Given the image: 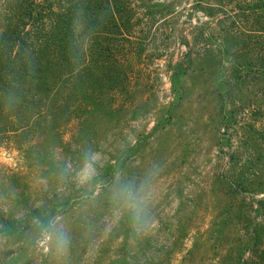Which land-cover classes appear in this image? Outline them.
Returning a JSON list of instances; mask_svg holds the SVG:
<instances>
[{"label": "rangeland", "instance_id": "1", "mask_svg": "<svg viewBox=\"0 0 264 264\" xmlns=\"http://www.w3.org/2000/svg\"><path fill=\"white\" fill-rule=\"evenodd\" d=\"M170 2L173 64L188 53L181 40L212 35L188 72L165 74L160 46L146 47L122 60L128 80L110 101L96 106L80 86L57 109L51 91L28 132L0 136V264H264V214L241 206L264 197V78L238 80L242 57L220 39L226 4L209 0L210 18L198 0L156 1ZM247 21L264 22V9ZM93 153L96 173L81 184ZM243 160L255 162L252 182L232 195ZM137 195L148 219L139 232Z\"/></svg>", "mask_w": 264, "mask_h": 264}, {"label": "trees", "instance_id": "2", "mask_svg": "<svg viewBox=\"0 0 264 264\" xmlns=\"http://www.w3.org/2000/svg\"><path fill=\"white\" fill-rule=\"evenodd\" d=\"M156 1L0 0V136L13 138L28 132L37 119L28 114L45 106L44 94L51 91L58 94L57 109L80 86L91 97L97 96L96 106L110 101L128 80L122 60L129 56L133 62L134 56L140 57L146 47L160 46L157 59H166L165 74L172 69L188 72L195 59L200 60L198 57L207 51L212 35L203 33L181 40L188 53L173 64L170 46L178 38L170 26L179 12L173 2ZM198 1L201 11L214 17L215 6L209 0ZM218 1L229 7L221 23L220 39L235 45L226 50L228 56L242 57L241 63H235L236 75L242 71L238 80L264 78V22L250 26L247 21L264 9V0ZM195 49L198 55L193 54ZM227 161L234 162L232 157ZM254 164L252 160L238 164L241 171L234 176L232 195L247 194L244 187L252 180L246 176ZM248 200L252 204L248 205ZM263 205L264 197L257 201L247 198L241 203L251 209L257 206L259 214H264ZM251 253L256 255L258 249L254 247ZM253 263L252 258L237 261Z\"/></svg>", "mask_w": 264, "mask_h": 264}, {"label": "clouds", "instance_id": "3", "mask_svg": "<svg viewBox=\"0 0 264 264\" xmlns=\"http://www.w3.org/2000/svg\"><path fill=\"white\" fill-rule=\"evenodd\" d=\"M99 160V154L93 153L86 155L83 166L80 171L77 173V179L81 184L89 182L96 173L95 164ZM143 190V186H141L140 191ZM130 210L134 214L135 218V227L139 232L140 230L146 228L148 226V219L145 214V201L142 196L137 195L132 203L128 205ZM58 243L61 248L65 245V239L63 234H59L57 237Z\"/></svg>", "mask_w": 264, "mask_h": 264}]
</instances>
